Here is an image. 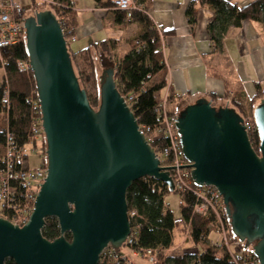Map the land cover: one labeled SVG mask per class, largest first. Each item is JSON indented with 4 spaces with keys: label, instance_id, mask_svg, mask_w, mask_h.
I'll use <instances>...</instances> for the list:
<instances>
[{
    "label": "water",
    "instance_id": "obj_1",
    "mask_svg": "<svg viewBox=\"0 0 264 264\" xmlns=\"http://www.w3.org/2000/svg\"><path fill=\"white\" fill-rule=\"evenodd\" d=\"M24 27L48 174L26 224L0 218V264H99L107 247L120 249L131 233L126 194L132 183L153 177L174 192L170 168L180 167L192 168L196 185L218 189L232 233L252 244L264 264V98L253 113L259 152L240 113L199 98L178 113L176 123L190 165L163 167L119 93L114 70L103 69L94 109L52 11L26 17ZM49 217L60 229L53 241L42 235Z\"/></svg>",
    "mask_w": 264,
    "mask_h": 264
},
{
    "label": "trees",
    "instance_id": "obj_2",
    "mask_svg": "<svg viewBox=\"0 0 264 264\" xmlns=\"http://www.w3.org/2000/svg\"><path fill=\"white\" fill-rule=\"evenodd\" d=\"M96 4L110 7L114 10L116 21L124 23L126 13L113 7L108 0H94ZM151 0H135L142 4V10H134L132 19L129 21L138 22L144 25V31L130 42V52L122 59H118L113 53L117 42L115 40L101 41L81 50H73L68 44L72 65L78 78L80 87L86 91L90 106L98 109L100 105V76H98V56L107 57L100 61L103 69L114 70V80L119 93L128 100L130 109L135 115L140 127L143 125L155 128L158 125L157 108L158 101L166 89H168V104L172 113L180 112L188 104L185 103L182 95H175L168 85V71L164 60L162 40L158 28L147 15ZM31 11L29 16L37 11L50 10L62 24L63 17L75 30L78 21L73 9V0H48L38 2L30 0ZM197 6L207 7L215 12V19L209 26L210 39L215 51H220L222 38L231 26L240 27L243 21L258 22L264 26V0H252L251 2L237 6L226 0H196L189 4L186 9V17L192 31L197 25ZM45 8V9H41ZM19 16L25 19L24 11L20 7ZM164 37L171 34V31H162ZM7 61L6 73L9 83V106L3 104L0 97V128H8L18 144L29 141V132L33 108L29 101L30 96L37 92L36 81L33 73L22 71L17 66L18 60L29 59L26 49V38L20 43L6 47L2 50ZM214 69V67L212 66ZM212 75L221 77L219 72H211ZM223 99L230 102L238 113L243 117L253 113L255 107L264 98V86L256 84V94L247 98L246 94L239 87L231 85L227 80ZM234 88V90H231ZM36 96V94H34ZM129 97L132 100L129 101ZM183 104V108L178 111L177 105ZM5 105V106H4ZM5 119V120H4ZM6 128V129H7ZM5 131H0V143L5 142ZM254 149L259 152L258 146L260 137L258 132L250 138ZM168 142L152 143L155 151L166 146ZM47 143L44 138L42 149L46 151ZM179 197V217L176 218L170 205L165 202V198L170 194ZM128 211L135 210L137 216L131 221L132 227L139 225V229L132 234L135 235V248H145L152 251L157 257V264H229L225 260H218L212 254L215 246L208 247L200 251L198 255L189 252L180 253L173 257L168 256L167 251L174 243L175 232L181 229L197 247H201L213 231H216L218 224L211 211L205 214L194 212V206L198 199L191 190L184 193L171 192L169 187L153 177L140 178L133 182L126 194ZM225 211V208H224ZM227 224L229 221L227 220ZM42 235L49 241L60 236V229L56 218L49 217L45 221ZM228 235L233 236L230 226ZM71 240L70 234L66 235ZM243 247V246H242ZM241 247H234L239 252ZM249 254L254 255L253 251ZM5 264H15L8 259ZM99 264H114L111 260L103 261L102 255ZM120 264H127L121 262Z\"/></svg>",
    "mask_w": 264,
    "mask_h": 264
},
{
    "label": "built area",
    "instance_id": "obj_3",
    "mask_svg": "<svg viewBox=\"0 0 264 264\" xmlns=\"http://www.w3.org/2000/svg\"><path fill=\"white\" fill-rule=\"evenodd\" d=\"M108 1L112 3L114 8L126 13V21L132 19L134 10H142V6L137 4L135 0ZM20 7L18 0H0V97L7 107L9 106L10 89L5 69L7 61L2 50L18 44L26 38L24 19L19 16ZM61 20L62 24L60 23V25L67 45L74 43L77 39L75 30L70 28L63 17ZM158 31L162 40V47H164L165 37L162 30L158 28ZM17 66L22 71L32 72L29 59L18 60ZM128 99L130 101L132 97ZM207 100L214 105L211 98ZM29 101L34 111L31 116L29 141L27 143L21 145L16 143L14 136L7 127V129L0 128V131H5V142L4 144L0 143V218L20 227L28 222L34 210L35 199L48 174L47 155L46 151L42 149L45 133L42 126L38 93L34 92ZM125 102L130 107L128 100L125 99ZM157 119L158 125L155 128L151 129L143 125L142 127L139 126V130L152 148V143L168 142L166 146L157 151L153 148L160 165L163 167L190 165L184 155L180 141L181 137L176 126L178 112L172 113L170 111L168 90L159 98ZM243 119L249 138H251L255 132H258L256 123L251 114H246ZM33 159L35 160L32 161ZM191 171V167L170 168L175 191L184 193L192 190L198 199L194 206V212L205 214L211 211L217 220L218 227L214 232L222 237L219 241L209 240L212 243L211 245L216 247L213 249L212 254L216 259L225 260L229 264H258L257 257L249 254L250 250L253 251L252 248L246 246L234 234L233 236L228 235L229 224H227L223 199H221L218 189L213 185H196L192 179ZM128 215L131 223L130 235L120 249L115 250L107 247L102 253L103 261L111 260L114 264H120L121 262L138 264L136 262L137 258H148L150 264H157V257L151 250L134 247L136 239L135 235L132 234V229L134 227V231L138 230L139 225L135 224L132 227L131 221L137 216V212L130 210ZM186 233L188 234V230ZM234 247H241L240 251H235Z\"/></svg>",
    "mask_w": 264,
    "mask_h": 264
},
{
    "label": "crops",
    "instance_id": "obj_4",
    "mask_svg": "<svg viewBox=\"0 0 264 264\" xmlns=\"http://www.w3.org/2000/svg\"><path fill=\"white\" fill-rule=\"evenodd\" d=\"M193 1L196 0L150 1L147 15L157 28L171 31L163 47L168 85L175 95H182L187 104L199 98H211L215 106L231 107L230 102L223 99L224 80L241 88L247 98L253 97L256 84L264 86V26L250 21H243L240 27L231 26L222 38L221 50L214 51L208 26L214 21L215 12L197 6V25L192 31L186 9ZM226 1L241 7L252 0ZM73 2L78 25L75 29L77 39L72 44H79L75 50L115 40L117 45L113 53L122 59L131 50L130 42L144 31V25L138 22H117L112 8L96 4L94 0ZM97 56L98 63L107 57L100 51ZM100 68L103 71L102 65ZM211 72H219L222 78Z\"/></svg>",
    "mask_w": 264,
    "mask_h": 264
},
{
    "label": "rangeland",
    "instance_id": "obj_5",
    "mask_svg": "<svg viewBox=\"0 0 264 264\" xmlns=\"http://www.w3.org/2000/svg\"><path fill=\"white\" fill-rule=\"evenodd\" d=\"M38 2H44V1H48V0H37ZM22 10L24 11V16L29 17L31 8V2L30 0H18ZM140 5V4H139ZM142 6V5H141ZM41 9H45V8H41ZM71 48L73 50L78 49L79 48V44H71ZM215 51V48H214ZM100 61L98 63V76H100V74L102 73V68ZM167 91V89H166ZM164 91V92H166ZM182 103H179L177 105V110L180 111L183 107ZM35 159H33L32 161H34ZM165 202L168 203L170 205V208L172 210V212L174 213V215L177 217H179V197L178 195L175 194H170L165 198ZM222 236L220 234H217L216 232H212L209 236V240H215V241H219L220 238ZM206 240L205 243L203 245H201V247H197L193 244V242L191 241V239L189 238L188 234L184 231H182L181 229H177L175 232V238H174V243L172 244L171 248L167 251L168 256L173 257L175 255H178L180 253H184V252H189L192 255H198L200 253V251L205 250L206 248H208L209 246L212 247V243ZM216 248V247H215ZM214 248V249H215ZM219 248V247H217ZM222 254L223 252L220 251ZM136 262L138 264H150L148 258L142 259V258H137Z\"/></svg>",
    "mask_w": 264,
    "mask_h": 264
},
{
    "label": "flooded vegetation",
    "instance_id": "obj_6",
    "mask_svg": "<svg viewBox=\"0 0 264 264\" xmlns=\"http://www.w3.org/2000/svg\"><path fill=\"white\" fill-rule=\"evenodd\" d=\"M228 220V218H227ZM229 221V220H228ZM230 225V224H229ZM246 246H248L249 248H252V244H248L246 241L243 242Z\"/></svg>",
    "mask_w": 264,
    "mask_h": 264
}]
</instances>
